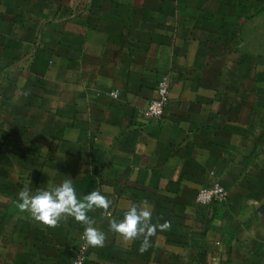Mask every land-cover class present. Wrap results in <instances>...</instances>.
Here are the masks:
<instances>
[{
    "label": "crops",
    "instance_id": "1",
    "mask_svg": "<svg viewBox=\"0 0 264 264\" xmlns=\"http://www.w3.org/2000/svg\"><path fill=\"white\" fill-rule=\"evenodd\" d=\"M66 178L113 202L86 264H264V0H0V264L71 263L84 225L16 208ZM141 201L143 253L108 226Z\"/></svg>",
    "mask_w": 264,
    "mask_h": 264
},
{
    "label": "clouds",
    "instance_id": "2",
    "mask_svg": "<svg viewBox=\"0 0 264 264\" xmlns=\"http://www.w3.org/2000/svg\"><path fill=\"white\" fill-rule=\"evenodd\" d=\"M112 203V200L96 189L78 197L72 179L66 178L59 184L48 183L46 187L37 188L34 192L25 185L17 193L16 208L20 213H28L34 221L50 228L58 227L61 220L67 221L71 217L84 225L81 239L86 245L103 247L106 234L95 227L96 220L88 213L95 210L107 213ZM108 226L110 232L118 234L126 242L141 239L139 251L143 253L151 247L150 238L156 235L157 229L169 228L170 222L152 223L148 202L141 201L139 204H131L121 219H110Z\"/></svg>",
    "mask_w": 264,
    "mask_h": 264
},
{
    "label": "built area",
    "instance_id": "3",
    "mask_svg": "<svg viewBox=\"0 0 264 264\" xmlns=\"http://www.w3.org/2000/svg\"><path fill=\"white\" fill-rule=\"evenodd\" d=\"M159 98L150 101L145 109V115L159 120L164 116L165 108L170 94V80L168 76L161 78L157 85ZM116 95V93H113ZM214 175V172H211ZM228 191L217 180L210 186L203 187L197 194V202L202 205L220 204L227 201ZM89 246L85 244L84 240L80 239L78 248L76 249L70 264H86L88 258Z\"/></svg>",
    "mask_w": 264,
    "mask_h": 264
}]
</instances>
